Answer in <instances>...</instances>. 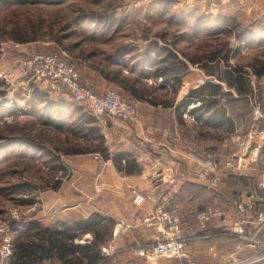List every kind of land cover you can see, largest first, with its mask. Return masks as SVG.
Segmentation results:
<instances>
[{
    "label": "rangeland",
    "instance_id": "obj_1",
    "mask_svg": "<svg viewBox=\"0 0 264 264\" xmlns=\"http://www.w3.org/2000/svg\"><path fill=\"white\" fill-rule=\"evenodd\" d=\"M163 48L178 59L201 61L200 66L188 63L184 70L180 99L205 82L220 84L222 91L230 94L222 101L235 121L234 129L218 131L201 126L196 122L200 112L195 113V121L191 115L188 118L195 122L193 127L184 124L175 128L169 109L143 105L139 115L140 105L135 103L137 119L121 126L122 136L113 139L103 126L110 117L96 116L84 105L76 104L68 89L54 92L46 81L35 83L23 68V62L35 54L64 52L78 71L81 84L96 94L112 89L134 102L120 83L98 74L96 69L107 66L105 72L111 71L112 76L122 70L118 79H148L152 96L168 101L173 97V82L170 77L159 76L162 73L157 70L172 63ZM123 62L134 68L132 76L127 74L129 67L120 66ZM263 63L264 0H0V244L5 237H10L12 243L23 229V221L73 223L99 212L114 221L111 239L102 251L108 264H151L139 253L153 245L155 235L143 219L156 204L154 197L162 195L157 202L175 212L182 222L183 236L190 240L184 236L188 259L164 256L157 264L244 261L236 252L231 253L239 242L222 232L223 227L216 222L202 227L198 214L210 206L231 213V205L238 199L237 181L257 195L263 194L257 179L264 170V145L245 176H227L212 187L200 174L203 160L210 155L216 154L224 163L230 152L240 148L237 142H248L253 123L251 97L256 96L264 108L262 82L256 81L253 91L239 95L220 79L235 82L236 67L252 90L250 76ZM191 104L199 105L196 101ZM205 113L202 109V121L207 119ZM95 128L105 138L102 151L81 153L98 143ZM177 129L193 142L192 171L199 179L177 189L166 174L156 187L159 167L168 163L186 167L185 162L172 156ZM103 147L111 156L139 150L141 155H131L137 161L142 158L139 163L145 170L143 177L115 170L111 158L112 163L98 176L94 156L99 153L106 159ZM229 177L238 180L226 183ZM56 185L58 188L53 189ZM134 188L146 193L150 190L153 199L136 206L132 201ZM118 224L127 229L115 236ZM91 239L87 234L77 243ZM242 242L239 246L244 251L253 249Z\"/></svg>",
    "mask_w": 264,
    "mask_h": 264
},
{
    "label": "built area",
    "instance_id": "obj_2",
    "mask_svg": "<svg viewBox=\"0 0 264 264\" xmlns=\"http://www.w3.org/2000/svg\"><path fill=\"white\" fill-rule=\"evenodd\" d=\"M60 53H38L23 62V68L28 77L35 83L45 82L54 92L68 89L75 103L84 105L96 116L115 117L124 121L137 119L138 110L135 103L130 102L119 92L109 89L103 95H98L87 86L81 84L76 68ZM251 115L253 119L247 143L237 142L240 148L228 154L224 163L218 161L217 155L212 154L202 162L201 177L208 185L215 187L227 176H245L247 171L256 162L264 145V108L259 99L251 97ZM255 143V144H254ZM262 143V144H260ZM250 150V151H249ZM248 153V154H247ZM98 163V176L104 174L106 168L112 163L111 159L103 158L99 153L94 156ZM167 176L158 175L156 187H159ZM168 181L175 185V177H168ZM257 186L264 193V170L260 171ZM148 193L134 188L132 201L142 207L150 200ZM258 196L249 192L246 198H238L231 205V213L220 206H210L202 209L198 214V222L202 227L216 222L223 227L226 235L237 236L246 241L248 246L255 249L252 260L264 259V241L260 232L264 230V210L257 209ZM144 224L155 230L154 243L149 249H142L140 254L145 255L151 264H157L161 257L168 256L179 260L188 259L187 242L183 236L182 222L174 211L164 205L156 203L143 219ZM21 223L20 228H23ZM254 224L255 229L247 232L248 225ZM18 229V228H17ZM127 226L118 224L115 227V236L125 232ZM12 255L11 238L5 237L0 244V264H11ZM250 260V259H249ZM246 260L235 264H244Z\"/></svg>",
    "mask_w": 264,
    "mask_h": 264
},
{
    "label": "trees",
    "instance_id": "obj_3",
    "mask_svg": "<svg viewBox=\"0 0 264 264\" xmlns=\"http://www.w3.org/2000/svg\"><path fill=\"white\" fill-rule=\"evenodd\" d=\"M163 49L168 53V58L172 59V63H168L162 67L159 66L157 69L160 71L159 73L165 75L180 73V68L182 67H178V65H181L182 61H178L175 53L169 49ZM189 60L194 62L193 59ZM165 61L163 60V62ZM106 68L107 66H104L102 69L96 70L98 74L107 80L120 83L124 89H129L136 98L145 99L154 106L160 105L164 108L173 106V100L148 98L149 89L147 85L138 80L139 78L132 79L131 81H125L124 78L118 79L117 76L123 74L122 71L118 70L112 76L111 71L105 72ZM235 70L238 72L235 82L226 78L224 81L230 88H235L239 95H246L252 90L242 80V71H239L236 67ZM227 74H230V71H227ZM254 74L257 77L264 75V65L262 64L257 67L254 70ZM180 84L181 79L176 78L172 85L175 88ZM229 95L222 91L220 84L205 82L197 89L191 91L182 103L184 106H188L193 101H196L199 105L195 107L193 115L196 112H200L196 117V122L200 123L201 126L203 124L207 128L225 131L234 129L235 127V122L228 112L226 104L223 103ZM222 99H225V101H222ZM202 109L207 114L205 121H202ZM102 144V136H99V143L93 148V151H102ZM105 157L109 159L110 155L106 154ZM111 158L119 172L134 174L140 171V163L127 153L120 152ZM52 188L57 189L58 185L52 186ZM113 223L112 219L99 212H94L87 218L79 219L73 223L65 221L55 225H45L40 220L27 221L23 225V230L19 231L12 239L10 262L11 264H42L43 262H49V264H108V257L102 251L111 239ZM87 234L92 236L90 242L84 244L77 243V239Z\"/></svg>",
    "mask_w": 264,
    "mask_h": 264
},
{
    "label": "crops",
    "instance_id": "obj_4",
    "mask_svg": "<svg viewBox=\"0 0 264 264\" xmlns=\"http://www.w3.org/2000/svg\"><path fill=\"white\" fill-rule=\"evenodd\" d=\"M163 51H165L164 49H163ZM126 60V59H125ZM189 60V59H188ZM187 59H178V61H182V64L181 65H179L180 67H182V68H180L179 70H180V73H173V74H168V75H165V74H162V75H159V76H165V77H170V81H172L173 83H174V79H176V78H180L181 79V84L179 85V86H177V87H175L174 88V86L172 85L170 88H171V93L173 94V97H171L172 98V100H173V106H170V107H167V108H164V107H161L160 105H156V106H154V105H152V104H150L147 100H141V99H138V98H136L131 92H130V90L129 89H124V90H126V91H128V93H129V95L133 98V100H134V102L133 103H136L137 105H140V107H138L139 108V115H142L141 114V110H142V107H143V105H147V106H150V107H158V108H161L162 110H164V109H169L170 110V112H171V116H172V118H171V122L173 123V125H174V127L175 128H178V127H180V126H183L184 124H191V126L193 127L194 125L193 124H195V119H194V115H193V113H194V109H195V107H193V106H191L192 104H190V105H188V106H184L183 105V100L184 99H186L187 97H188V95L190 94V93H186L183 97H181V99H180V97L178 96L179 95V93H180V91H181V87H182V85H183V79H182V75L184 74V70L187 68V67H189L188 65V63H191L192 61H188ZM166 61H168V60H166ZM130 63H132L131 61H130ZM130 63H128V64H126V62H123V64H121L120 63V66L122 67V68H124V69H127L128 67H129V65H130ZM200 64H201V61L199 62V61H197V62H192L191 63V65H198V66H200ZM157 65V64H156ZM202 65V64H201ZM263 65H264V63H263ZM134 68H132V67H129V69H128V75L129 76H132V74L134 73L132 70H133ZM188 69V68H187ZM120 71H122V70H120ZM130 81H131V79H129ZM138 80H140L141 81V79H138ZM148 80V79H147ZM147 80H145V81H143V82H146V83H144V85H147V88L149 89V87H148V83H147ZM250 80H251V85H252V91L254 90V88H255V82L257 81H260V82H262L261 84H263V87H262V89L264 88V75H262V76H260V77H257L255 74H252L251 76H250ZM142 82V81H141ZM142 82V83H143ZM220 82H224V79H220ZM169 86V85H168ZM167 86V87H168ZM150 90V89H149ZM105 92L103 91V92H101V93H97L98 95H103ZM148 98H152L153 96V94L152 93H150V91L148 92ZM144 96H146L145 94H144ZM263 97H264V93H263ZM154 98V97H153ZM132 102V101H131ZM72 109H75V110H79L78 108H76V107H73ZM192 116V118L194 119V123H191V121H189V116ZM111 118V120L109 121V123H107L106 125H103L104 127H105V129L108 131V133L111 135V137H113V139L114 138H116L117 136H119V137H121L122 136V134H123V132H122V128H121V126H123V125H126V124H128L129 122L128 121H124V120H120V119H118V118H115V117H110ZM234 120V119H233ZM235 122V121H234ZM121 128V129H120ZM161 128H162V126H161ZM163 129V128H162ZM192 130H193V128H192ZM94 132H95V137H96V139H97V142L99 143V136H102V140H103V138H104V136L101 134V135H99L100 134V132H99V130L97 129V128H95V130H94ZM84 134V133H83ZM83 136H85V135H83ZM105 139V138H104ZM173 139H174V146H173V149H174V152L172 153V156H173V158H175V159H177V160H182V162H185V165H186V167H184V168H178V166L176 167L175 165H173L174 163H168V164H166V165H164V166H161V167H159L158 169H160L159 171L160 172H162L164 175H169V176H171V177H175L176 178V181H177V183L175 184V185H173L174 186V188H177L178 186H184V185H186V184H191V183H193V182H196V180H198L199 179V177L197 176V175H195V172L194 171H192V168L194 167V161H195V156H194V154L193 153H191V146H192V143L193 142H190L189 141V136L188 135H186V136H184V134H183V132L181 131V130H179V129H177V130H175V134L173 135ZM104 141V140H103ZM97 143V144H98ZM97 144L95 145V146H97ZM103 145V144H102ZM181 147H184V148H181ZM95 148V147H94ZM104 149H105V152H106V154H109V153H107V148L106 147H103ZM181 148V149H180ZM89 152H95V151H93V149H91L90 151H87V150H84L83 152H81V153H89ZM124 153H127V154H129V155H131L132 153H134L135 155H138V154H140L141 155V153H140V151L139 150H134V151H123ZM120 153V152H119ZM117 154V153H116ZM110 155V154H109ZM139 156V155H138ZM111 157H113V156H111L110 155V158ZM131 157L132 158H135V157H133L132 155H131ZM112 159V158H111ZM136 159V158H135ZM137 160V159H136ZM141 160H142V158H141ZM139 158H138V162L139 161H141ZM115 170H116V167H115ZM145 174V170H142V167H141V164H140V171L138 172V173H134V174H125L126 176H135V175H141L142 177H143V175ZM238 180V179H236V178H231V177H229L228 178V180H226V183H229L230 182V180ZM189 182H191V183H189ZM227 185V184H226ZM177 186V187H176ZM236 192H237V196H238V198H246L247 197V195L249 194V192H252L251 191V189H250V187L249 186H246V185H244L241 181H237L236 182ZM178 189V188H177ZM260 190V189H259ZM149 192H147L149 195H150V197H152L151 199H153V197H154V195L152 196V194H153V192H151L150 190H148ZM260 192H262L263 193V191L262 190H260ZM257 194V193H256ZM258 196V199H257V209H259V210H264V193L263 194H259V195H257ZM162 197V195H160L159 197H157L158 199H160ZM164 197H166V194H165V196ZM156 197H154V201L156 202V203H159V202H157V199ZM151 199L150 200H148V201H151ZM58 200H60V197L58 198ZM50 203V202H49ZM26 223V222H25ZM24 223V224H25ZM254 229H255V226H254V224H250V225H248L247 226V228H246V230H247V232H249V233H251L252 231H254ZM23 230V229H22ZM206 231H209V228H207V230ZM205 231V232H206ZM214 231H217V229H215ZM19 232V231H18ZM184 236L186 237V235L184 234ZM206 237V236H205ZM234 238L233 239H235V240H237L238 242H239V244H241V243H243L242 241H241V239L239 238V237H237V236H233ZM187 238V237H186ZM260 238L264 241V230L262 231V232H260ZM190 240V238H187V241H189ZM239 244H236L235 245V251L233 250V252L231 251V253H235L236 252V254H237V256H239V257H241V258H244L245 260H246V262L244 263V264H264V259H261V260H252V257L254 256V254L256 253V251H255V249H248V250H245L244 251V247L242 248V246L240 247L239 246ZM250 259V260H249Z\"/></svg>",
    "mask_w": 264,
    "mask_h": 264
}]
</instances>
